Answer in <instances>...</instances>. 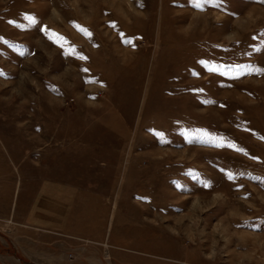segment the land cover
<instances>
[{
  "label": "rangeland",
  "instance_id": "374dc122",
  "mask_svg": "<svg viewBox=\"0 0 264 264\" xmlns=\"http://www.w3.org/2000/svg\"><path fill=\"white\" fill-rule=\"evenodd\" d=\"M200 3L0 0L13 258L54 222L76 264H264V0Z\"/></svg>",
  "mask_w": 264,
  "mask_h": 264
},
{
  "label": "crops",
  "instance_id": "0c3cea01",
  "mask_svg": "<svg viewBox=\"0 0 264 264\" xmlns=\"http://www.w3.org/2000/svg\"><path fill=\"white\" fill-rule=\"evenodd\" d=\"M34 233H36L38 227V231L48 232L46 236H41L40 234H33L31 236L30 242L32 243L31 250L28 252L26 249H23L18 241H14L10 236V241L13 243L14 247L18 254H20V259H15L13 256L9 255L8 252L4 251L3 247H0V264H28L22 262L24 259L27 262H31L33 264H76L71 260H67L64 253L61 251L64 250L63 244H59L61 241L60 237L54 236V234H58L61 231V225L52 223H44V224H33ZM53 230L55 232H53ZM65 234H68L67 231H64ZM8 237V236H7ZM0 242L2 241V237H0ZM56 242V243H55ZM6 244V243H5ZM50 244V245H47ZM52 244V245H51ZM61 250V251H60ZM80 263H84V260H87V263L90 264L91 261L95 260V258H90L88 255V251L81 252L79 254ZM22 260V261H21ZM91 260V261H90ZM78 263V262H77Z\"/></svg>",
  "mask_w": 264,
  "mask_h": 264
},
{
  "label": "snow or ice",
  "instance_id": "6c2138e0",
  "mask_svg": "<svg viewBox=\"0 0 264 264\" xmlns=\"http://www.w3.org/2000/svg\"><path fill=\"white\" fill-rule=\"evenodd\" d=\"M204 2L207 3L208 0H204ZM193 6L197 7V8H200L201 7L200 0H193ZM229 146H232V145H229Z\"/></svg>",
  "mask_w": 264,
  "mask_h": 264
}]
</instances>
